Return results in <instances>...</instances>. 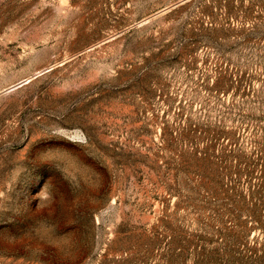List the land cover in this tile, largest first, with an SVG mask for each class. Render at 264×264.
Masks as SVG:
<instances>
[{
  "label": "rangeland",
  "instance_id": "374dc122",
  "mask_svg": "<svg viewBox=\"0 0 264 264\" xmlns=\"http://www.w3.org/2000/svg\"><path fill=\"white\" fill-rule=\"evenodd\" d=\"M0 264H264V0H0Z\"/></svg>",
  "mask_w": 264,
  "mask_h": 264
}]
</instances>
